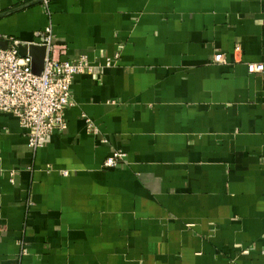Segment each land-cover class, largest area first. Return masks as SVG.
<instances>
[{"label": "crops", "instance_id": "obj_1", "mask_svg": "<svg viewBox=\"0 0 264 264\" xmlns=\"http://www.w3.org/2000/svg\"><path fill=\"white\" fill-rule=\"evenodd\" d=\"M49 24L92 71L42 148L0 113V264H264V0H0Z\"/></svg>", "mask_w": 264, "mask_h": 264}, {"label": "built area", "instance_id": "obj_2", "mask_svg": "<svg viewBox=\"0 0 264 264\" xmlns=\"http://www.w3.org/2000/svg\"><path fill=\"white\" fill-rule=\"evenodd\" d=\"M35 36L37 40L33 43L46 47L44 67L40 74L33 72L30 56L20 55L21 41L9 37L7 47L0 45V113H10L19 119L20 125L26 131L28 145L33 150L42 148L54 131L66 129L64 115L66 108L72 105L73 80L80 73L92 71L86 55L73 62L61 58L66 54V46L53 42L51 24L36 31ZM117 58L118 54L107 57L105 65L112 66ZM214 61L224 62V55L216 53ZM250 68L253 72H262L264 64L253 63ZM86 120L89 129L96 133L98 128L91 119ZM125 157L124 151L114 150L106 158L104 165L117 166ZM27 254V245L21 243L15 264H23V258Z\"/></svg>", "mask_w": 264, "mask_h": 264}, {"label": "water", "instance_id": "obj_3", "mask_svg": "<svg viewBox=\"0 0 264 264\" xmlns=\"http://www.w3.org/2000/svg\"><path fill=\"white\" fill-rule=\"evenodd\" d=\"M3 47H7L4 45ZM19 53L22 56H30L32 58V69L36 74H40L44 67L46 55V47L35 43L19 44Z\"/></svg>", "mask_w": 264, "mask_h": 264}]
</instances>
